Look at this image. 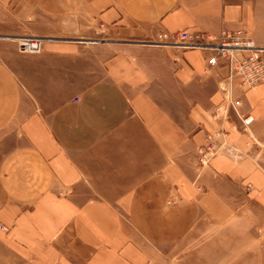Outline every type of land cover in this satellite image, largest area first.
<instances>
[{"label": "crops", "instance_id": "obj_1", "mask_svg": "<svg viewBox=\"0 0 264 264\" xmlns=\"http://www.w3.org/2000/svg\"><path fill=\"white\" fill-rule=\"evenodd\" d=\"M237 27L264 0H0V264H264V84L216 112L224 69L162 36Z\"/></svg>", "mask_w": 264, "mask_h": 264}, {"label": "built area", "instance_id": "obj_2", "mask_svg": "<svg viewBox=\"0 0 264 264\" xmlns=\"http://www.w3.org/2000/svg\"><path fill=\"white\" fill-rule=\"evenodd\" d=\"M162 36L167 39L166 43L207 51L208 65L224 69L218 83L222 101L216 107V112L226 113L231 109L244 125L252 120L250 115L240 111L241 100L237 91L243 92L264 84V44L256 43L241 27L222 28L216 37L203 33L191 34L186 30L163 33ZM41 41V37L26 36L18 39L17 47L20 51L38 52ZM220 147L208 143L199 149L201 163L207 162Z\"/></svg>", "mask_w": 264, "mask_h": 264}, {"label": "rangeland", "instance_id": "obj_3", "mask_svg": "<svg viewBox=\"0 0 264 264\" xmlns=\"http://www.w3.org/2000/svg\"><path fill=\"white\" fill-rule=\"evenodd\" d=\"M198 155H199V153H198ZM198 159L200 161V155H199ZM220 187H221V189H220L221 194L225 198V200L228 201V206L231 208L230 210H234V211L246 210L244 208V206L240 207L241 205L239 203L241 200L244 199L245 191H246L245 186H241L240 184L236 183L233 180L222 177L220 180ZM247 210L259 212L261 209L258 206V204H256L255 202H252L250 204V208H248Z\"/></svg>", "mask_w": 264, "mask_h": 264}]
</instances>
